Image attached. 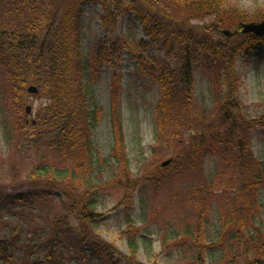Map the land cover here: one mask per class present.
Segmentation results:
<instances>
[{"label":"trees","instance_id":"trees-1","mask_svg":"<svg viewBox=\"0 0 264 264\" xmlns=\"http://www.w3.org/2000/svg\"><path fill=\"white\" fill-rule=\"evenodd\" d=\"M235 1L0 0V167L6 164L5 150L7 162L29 156L34 162L25 176L28 183L10 191L0 187V264H142L140 244L151 251L152 242L140 240V230L134 229L131 197L126 196L122 205L129 255L97 234L104 216L97 209L110 183H97L94 173L105 166L124 190L135 191L150 181L157 191L169 192L171 186L190 180V193L189 188L178 189L195 199L175 201L182 202L177 219L185 223L173 219L162 231L165 250L174 241L183 246L174 257L170 252V260L264 264V202L258 191L264 186V161L254 155L250 140L256 127L264 131V113L252 120L242 115L233 76L241 55L250 58L264 48V36L222 35L223 29L248 18ZM88 4L103 9L105 32H115L117 20L133 14L146 39L132 42L113 34L97 40L87 52L83 29ZM124 51L160 88L155 106L159 144L152 149V158L159 159L187 129L198 126L202 131L188 144L179 140L181 150L171 164L139 181L129 172L118 111L110 155L98 156L93 143L101 109L91 106L93 85L101 68L115 66ZM202 67L211 71L212 91L188 118L196 72ZM33 84L45 105L30 121L24 104ZM223 86L228 90L223 92ZM213 105L210 117L207 112ZM211 157L221 158L214 177L204 164ZM147 162L141 161L143 169L149 168ZM192 169L196 174L187 180L185 172ZM215 209L218 239L207 243Z\"/></svg>","mask_w":264,"mask_h":264},{"label":"rangeland","instance_id":"rangeland-1","mask_svg":"<svg viewBox=\"0 0 264 264\" xmlns=\"http://www.w3.org/2000/svg\"><path fill=\"white\" fill-rule=\"evenodd\" d=\"M235 2H237L239 9H241L240 12L244 16L247 15L248 18L237 21L234 27L225 28V30L235 33L241 30L242 23H258L264 19V0H236ZM103 13L104 11L100 6L92 4L86 6L83 49L87 52H89V47L96 43L97 40L104 36H112L113 34L122 36L123 38L126 37L132 42L146 39L143 25L135 20L133 14L119 18L115 32H105L101 26ZM254 14L255 17H258L255 21L252 20V15ZM235 34L245 35L241 33ZM155 53L157 54L158 51L155 50ZM117 66L121 67L120 71L116 70ZM99 72L97 76L98 80H96L92 88L93 101L91 102V106L97 105L101 108L98 111L100 121H98L99 124L94 130L93 135L96 153L102 158L110 155L115 138L113 127L114 114L118 111L124 124L122 131L125 134L127 153L130 159L129 172L138 181L140 180L139 178L143 179L147 175L146 173L154 172L157 168L160 169L162 162L169 159L174 160L177 153L181 150L178 148L179 140L182 144H188L193 137L201 135L202 131L198 126H196L198 129L195 127L193 129L189 128L177 140V143L174 141L170 143V148L166 149L164 154L161 153L159 159L152 158V149L159 144L156 139L157 129L155 121V106L160 97L159 85L150 75L138 71V65L126 51L123 52L122 60L116 59L115 66L112 67L106 64ZM233 76L237 77H235L238 86L237 99L244 108L242 115L248 120L259 117L260 113H264V49L254 52L250 58L241 55L236 61ZM210 84L211 71L204 67L198 68L195 76V91L192 96L194 101L192 102L188 118H191L194 112L199 110L200 105H197V102L206 100L205 97L212 91ZM35 86L38 88L37 85ZM221 90L224 92L228 90V87L223 86ZM39 93V88L37 93H29L24 104L25 115H27L30 121L34 120L40 108L45 105V98L41 96L43 94ZM27 106L30 107V113H27ZM201 108L204 109V105ZM215 108L216 105L208 108V116L211 117L213 115ZM250 140L254 155L261 162L264 161V131L260 127H256L250 132ZM3 157L6 164L0 167L1 188L10 191L14 187L30 181L25 177L34 164L30 156L23 160H11V163L15 162L14 164L7 162L10 157L6 150L3 152ZM142 160L149 162V168L143 169V166H141ZM205 161L206 170L211 174V177H214V173L218 171H216V167L221 164V158L211 157ZM198 167L197 163L195 168L198 169ZM193 169L185 172L186 175L184 176L188 178L187 180L196 174ZM94 174L97 183L106 181L110 183L109 186H106L105 193L103 192L105 194L103 196V203L97 209L98 213L104 215L97 234L101 235L104 240L112 243L121 254L129 255L126 234H123L128 228L127 224H125L126 211L122 205L125 204L124 202H127L126 196L131 197L132 211L130 213L135 221L134 229L140 230V240L149 238L152 242L151 251L145 245L140 244L138 261L142 264H179L178 261L180 259L177 257L174 260H170L168 257L171 256L170 252L174 253L173 257L176 256L175 254L178 253L177 249L183 246L175 244L179 241H174L175 243L165 250L162 244V231L169 226L170 222H174L173 219L176 220L181 216L182 202L175 204V201L178 199L183 201L182 199H185V197L188 200L195 199L194 196L189 194V187L192 185L189 184L190 180L186 181L185 184L178 183L184 189L189 188L187 189L189 191L187 195L186 191L178 189L179 185L175 187L171 186L169 192L165 190L157 191L150 181H146L144 186H140L135 191L131 188L124 190L119 187V184L117 185L113 182L111 179L113 173L107 166L102 171H96ZM15 177L16 179H14ZM263 190L264 186H259L258 191L259 193L261 192L262 204L264 202ZM235 197H238V195ZM217 211L218 209H215L212 214L210 229H208L206 235L207 243L213 240L217 241L218 239L219 214ZM176 221L180 224L185 223V221H182V218ZM144 226L147 227L144 228Z\"/></svg>","mask_w":264,"mask_h":264},{"label":"water","instance_id":"water-1","mask_svg":"<svg viewBox=\"0 0 264 264\" xmlns=\"http://www.w3.org/2000/svg\"><path fill=\"white\" fill-rule=\"evenodd\" d=\"M241 28H242L241 33L243 34L252 33L254 35L256 34V36H263L264 35V20L259 23H254V22L242 23ZM223 34L226 36H232L234 33L230 32L229 30H223ZM29 92L34 94L38 92V89L36 86H31L29 88ZM27 111L28 112L30 111V107L27 108ZM169 162H170L169 160L164 162L163 166L167 165Z\"/></svg>","mask_w":264,"mask_h":264}]
</instances>
